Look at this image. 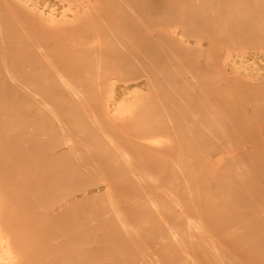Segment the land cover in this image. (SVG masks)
Wrapping results in <instances>:
<instances>
[{
  "label": "rangeland",
  "instance_id": "374dc122",
  "mask_svg": "<svg viewBox=\"0 0 264 264\" xmlns=\"http://www.w3.org/2000/svg\"><path fill=\"white\" fill-rule=\"evenodd\" d=\"M84 1L29 3L59 18L69 16L68 6L75 8ZM87 2L91 3L87 9L91 5L96 12L89 10L87 14L92 17L88 24L75 28L77 32L73 33L78 36L35 26L34 22L33 26L23 16H14L12 24H0L6 32L17 28L14 33H0V44L9 43L10 35L12 40L18 39L11 41L10 47L15 46L2 53L0 62L16 60L12 67L26 68L28 72L20 79L29 76L33 81L27 79V86L33 88H22L18 96L0 92V186L3 180L6 185L13 180L21 183L24 195L20 205L32 207L39 203L38 212L45 214L61 205V196L68 190L85 184L90 187L101 182L102 177L115 182L114 191L105 192L109 202H86L97 205L95 213L92 207L85 208L87 205L72 212L64 207L69 218L62 224L57 223L56 216L38 223V256L46 261L56 260L54 264H209L223 255L233 261L240 254H264V33L259 31L264 27V0ZM255 3L261 4L262 10L259 18L251 21L247 8ZM168 44L172 48L164 53L172 66L162 72L154 65L152 77L143 74L141 65L135 62L144 63L147 51L143 49L138 58L130 55L136 46L153 45L159 53L163 48L158 46ZM13 52L21 54L9 57L8 53ZM117 53L123 58L114 55ZM91 61L95 66L86 74L84 70H88L85 68L90 67ZM239 61L245 63V69L232 66V62L238 65ZM106 62H120L122 66L115 70L112 65L105 66ZM147 76L152 81V91L146 86L147 95L128 115L111 124L106 121L103 103L108 83L130 87ZM84 77L85 81L81 79ZM1 78L0 86H5L7 82ZM68 81L82 88L80 94L74 95L76 101L71 99ZM18 83L16 80L10 87ZM60 92L63 97L70 96L69 104L65 103L72 109L65 115L53 100ZM62 96L57 97L59 101ZM152 140L161 143H149V147L153 146L149 150L139 144ZM219 156L233 158L223 159L218 165L215 159ZM255 164L262 166L259 172ZM65 172H69V177L63 182L60 174ZM113 173L126 175L117 181ZM174 173L175 178L171 175ZM176 180L180 184L199 181V185L180 186ZM169 181L174 183L168 185ZM167 186L176 190L177 199L182 200L185 195L190 198L187 202L178 200L179 204H186L183 211L189 214V223L181 226L185 232L181 230L175 237L167 235L162 240L160 237L168 229L164 221L173 207L152 209L150 220L144 217L137 221L139 215L134 212L142 209L131 204L130 198L149 190L171 198ZM101 188L103 193L106 188ZM36 189L46 193L42 195ZM181 189H189L190 195L184 194L185 190L180 195ZM169 204L174 209L179 207ZM111 210L117 213L118 220L111 215L103 217ZM88 221L94 225L91 227ZM76 224L84 228L73 229ZM101 230H112L117 236L95 248L91 242L93 233ZM222 236L228 240L218 244L222 247L204 246L198 250L195 239Z\"/></svg>",
  "mask_w": 264,
  "mask_h": 264
},
{
  "label": "bare ground",
  "instance_id": "6f19581e",
  "mask_svg": "<svg viewBox=\"0 0 264 264\" xmlns=\"http://www.w3.org/2000/svg\"><path fill=\"white\" fill-rule=\"evenodd\" d=\"M87 1L88 0L82 2L81 6H78V7H75V8H73L71 6H68L67 10L70 12L69 16L67 17L66 15H62V17L58 18V17H53V15L50 14V13H46L45 14L41 9L37 8L34 5H31L29 3V0H0V24H12L13 21H15L14 19H15L16 16H20V17L23 16V17L28 18L29 19L28 23L33 25V26L35 24V26L39 25V26H42V27H48V28L54 29L58 33H64V32L67 33L69 31L72 34L73 32H75L74 30H76L78 28V26H80V25L83 26L84 24H88V22L90 21L89 18L92 17L91 15L87 14L89 10H91L92 13L96 12L95 8H91V5H90L91 9L90 8L87 9L89 7V4H91L90 2H87ZM261 6H262L261 4H257V3L248 5L247 10H248L249 13L247 14V16H249V18H250L248 20L254 21V20L259 18L260 14H261V10H262ZM85 9H87V10H85ZM3 18H8V20H3ZM33 22H34V24H32ZM90 26H89V28H90ZM104 26L102 25L101 27H104ZM6 30H8L7 31L8 33L17 32V28H14V27H12L10 29H6ZM249 30L255 31L256 29H249ZM79 31L84 32L83 30H79ZM259 31L261 33H264V27L260 28ZM2 32L7 33L4 29L0 28V33H2ZM75 33H73V34L77 35ZM81 34H83V33H81ZM83 35H85V34H83ZM98 35H101V33L98 34ZM20 36H22V35H20ZM28 37L30 38L31 36L29 35ZM69 37L70 36H68V38ZM71 37L73 38L72 40H75L74 39L75 36L71 35ZM71 37H70V39H71ZM81 37L80 38L77 37V38H79V40H80ZM172 37L175 38V39H180V38H176L174 36H172ZM1 38H3V37H1ZM11 38L12 37L10 35V40L12 42L13 41L14 42L18 41V39L12 40ZM18 38H21V37H18ZM7 39H9V36L7 37ZM166 39H169V38H166ZM11 41L9 43H6V44H4V43L0 44V56L7 49L10 50L11 48H13L15 46V45L13 46L11 44V46H13V47H10L9 44L11 43ZM50 43H51V40H50ZM55 43H56V41H55ZM158 47H162L163 51H160L159 53H156L155 51H157V50H154L155 48H157L156 46H153V45L152 46H146V45H144V46H136L130 52L131 56H135V57L138 58V57H140L139 55L143 54V52H141L143 49L145 51H147L146 52L147 59L145 61H143L144 63H141V62L139 63L138 60H136L135 62H136V65L137 64L141 65L142 70L145 72L143 74L147 73V74H149L148 76H150V77H152L155 74L153 72L155 70L153 68L154 65L156 66V68L159 69V71H162V72L163 71L165 72L166 70L170 69L171 66H172V64L169 61L166 60V55L167 54L164 53V52L170 50L172 48V46L170 44H168V45L158 46ZM123 49L125 50V48H123ZM92 53H93V51H92ZM118 53L114 54V55L118 56L119 55ZM120 53H121V51H120ZM20 54H21L20 52H17V53L13 52L11 54L8 53V56L13 58L15 56H19ZM90 54L88 53L87 55H90ZM126 54H128V53H125V55ZM92 55L93 54H91V56ZM70 56H72V54ZM84 56H86L85 53H84ZM92 57H94V55ZM118 57H120V58L122 57L123 58L122 55L121 56L119 55ZM126 57H128V56L126 55ZM153 58H156V60H158V61L154 62ZM118 60H120V59L118 58ZM15 61L16 60H14V61H8L7 60V61L0 62V65L5 66V67H1L0 68V78L3 77L1 79L5 80L7 82L5 84V86L4 85L0 86V92H1L2 95H4V94L8 95L11 92V93L14 94V96H18L19 95L18 92H22L23 91L22 88L24 90H28V89H32L33 88V87L30 88V86L29 87L27 86V85L30 84V82H28V81L29 80L32 81V78H28L29 76L28 77L24 76L23 79H20L21 76L23 77V75H26V73H28V72H27L26 68L20 70V68L16 67L14 69L12 67L13 66L12 64H14ZM121 62H123V61L121 60ZM93 63H94L93 61L88 63V64H91L92 66L89 65L90 67L85 68V69H88V70H84V72L86 74H89V71L95 66ZM105 64H106L105 66L112 65V68H114L115 70L116 69L120 70L119 67L122 66V64L120 62H118V63L117 62L116 63L115 62H111V63L106 62ZM244 64L245 63H243V61H239L238 65L235 64V62H232V66H234V68L245 69L246 66ZM145 69H147V70H145ZM58 71H59V69H58ZM60 71L62 72V70H60ZM254 71L257 72V69H254ZM54 72H56V71H54ZM148 76L146 77L147 79L145 78L142 81L141 80H136L137 77L133 78L136 81L134 82L135 84L130 86V87H128V85L126 86L125 83L123 85H116L114 82H112L110 84L108 83L107 92H106V98L107 99H105V103H103L104 110H105L104 117L106 118V121L108 120V122L111 124V123L116 122L117 119L123 118L124 116L128 115L131 112V108L132 107H136L138 105V103L141 102L142 99L145 98V96L147 95V93L145 92L146 91L145 90L146 86H148L150 88V90L152 91L151 85L149 84V82L151 83L152 81H149L150 79L148 78ZM70 78L72 79V77H70ZM27 79H29V80L27 81ZM51 79L53 80V76H52ZM81 79H83L85 81V77L81 78ZM16 80H18L19 83L14 88L10 87V85L12 83L13 84L16 83ZM21 80H22V82L20 83ZM54 81H55V79H54ZM125 81L126 80H124V82ZM70 83H72V82H69L67 84V86H68L69 91H71L70 92L71 99L74 100L76 98V96L78 94H80V91H81L82 88L80 89L79 85H74V84H70ZM78 84H80V82H78ZM87 87L90 88L89 86H87ZM141 87H143V89ZM62 90H63V88H62ZM62 94H63V92H62ZM124 94H126V95L124 96ZM74 95H76V96H74ZM108 95L110 96L109 98H108ZM60 96H62L61 92H60V95L56 96V99H53L55 96L51 95L50 97H53L52 99L56 100V101H54V103L55 102L58 103L56 105H59V111L63 115H65L67 112H69L72 109V107H70V105L68 106L66 104V103H68L70 101V96L68 98H67V96L66 97L64 96L66 98V100L64 99V101L62 100V98H64L62 96L61 100L59 101L57 97H60ZM1 99H3V98H0V100ZM40 99H44V98L42 97ZM67 99H69V100H67ZM49 101H50V99H49ZM74 101H76V100H74ZM74 101H73V103H74ZM1 104L3 105L5 103L1 102ZM37 104L40 105V104H44V103L42 101H37ZM109 105L110 106L112 105L111 110L109 109ZM81 134H83V133H81ZM81 134H79V135H81ZM198 141L200 142V139H198ZM149 143L150 144H157V143H161V142H157L156 140H152L150 142L149 141L148 142H146V141H140L139 142V144L145 150H149V148L153 147L151 145L149 147L148 146ZM143 145H145V146H143ZM3 150H4V148H3ZM232 158L233 157L219 156V157H216L215 163H217L218 165L219 164L221 165V163L223 162L222 161L223 159L224 160L227 159V161H228V160H232ZM255 166L257 167L256 171H258V172L262 168V166L258 165V164H255ZM68 169H69V167H68ZM72 169L73 168H70V170H72ZM175 174L176 173L171 174L172 176L174 175L173 178H175ZM125 175H126V173H113V176L115 177V179L117 181L122 179ZM130 175L145 176L144 173H142V174L130 173ZM171 175H170V177H171ZM60 176L63 179L62 180L63 182L67 181V178L69 177V172L62 173V174H60ZM113 176H111V177H113ZM105 177H109V176H105ZM7 180H8V178H7ZM168 180H169V178L167 179V183H168ZM0 182H1V180H0ZM16 182H14V180H13V182H11V183L7 182V185H6L5 180H3V183H2L3 185L0 186V264H54L56 260H54V261H51V260L50 261H46L45 259L41 258V256H38L39 253H36V250L39 249V246H38V244L36 242V235H37L36 225L38 223H40V222H44V223L47 222L53 216H56L59 219L57 223L62 224L66 219L69 218L68 217L69 216L68 215V211L64 212V207L65 208H70L71 209L70 212H72L78 206L81 207V206H86L87 205L85 208L90 206V207H92L91 210L95 213L97 211V209H96L97 205H92V204H89V203H86V202H88V201L94 202L95 200H98L101 203L109 202L110 200L107 201V198L109 196L108 194H110V193H112L114 191L113 188L115 186V182H112L110 180V177L109 178L102 177L101 182H98V183H95L93 185H90V187H87V186L85 187V185H86L85 184L80 189L78 188V189H75V190H68L67 193H64L61 196V198L64 196L62 198V200L60 201L61 205H58L56 207L55 211L53 209H51V210L47 211L45 214H43V213L38 212L39 203H36L37 205H33L32 207L31 206H27V204H22V203L20 205V200H21V198H23V195H24V188L21 186V183L17 184ZM171 182L168 185H170ZM176 182L177 183L179 182L180 186L181 185L182 186H189L190 185V187H192L191 185H193V183H195V182H192V181L191 182L190 181H184L183 184H180V181H178V180H176ZM189 182L192 183V184H190ZM172 183H174V182H172ZM4 184H5V187L3 188ZM195 184L199 185V181L197 183H195ZM12 185L14 187H12ZM73 185H74V183H73ZM8 186H10V188ZM103 186H105L106 190H104L103 193H100V190L102 189L101 187H103ZM116 186H117V184H116ZM76 187H78V186L76 185L74 188H76ZM71 189H72V187H71ZM168 190H170L169 195H172V197L171 198H167V199L163 198V192H159L157 190L156 191L155 190L154 191L149 190V192H143L142 196L141 195H138V196L134 195L133 197L130 198L131 204H133L135 207H138L137 205H140V208L142 209V210H138L139 212H134L135 213L134 215H139L136 218L137 221L140 220V218H144V217L149 218L148 215H149V213L152 212V209H160V208H163V207H165V208H172L173 207V209L170 211V214L167 215V221L166 220L164 221L165 224L168 225V229H167V231L165 233L166 235L163 236V237H160L162 240H164V239L166 240L167 237L168 238L175 237L181 230H183V232H185V229L184 228L181 229V226L184 225L185 223H189V220H187L189 214L188 213L186 214L183 211V209L185 208L184 206H186V204L185 203H184V205H183V203L179 204V201L181 199L180 198L177 199L176 190H172V189H170V187H168ZM168 190H166V191H168ZM184 190L187 191V192H184ZM188 190L189 189H181V193L180 192H178V193H180V195L182 194V192H184V194L185 193L189 194ZM35 191H38L39 193H42V195L46 193L44 189H36ZM92 191H96V192L95 193L94 192L91 193ZM105 192L106 193L109 192V193L106 194ZM150 194L156 195V198L149 197ZM184 194H183V196H184ZM186 197H188V196L185 195V197H182L183 199L180 202H183V201L187 202L190 198H186ZM144 201H146V203H145L146 205H144ZM152 201H159L161 204L157 205L156 203H153ZM166 202H167V204L165 205L164 203H166ZM169 202H173L175 205H178L180 207V209H179V207H178L179 210L178 209H174V206L170 205ZM145 208H147L148 210L145 209ZM110 215L112 216V218L115 221L118 220L119 216L117 215V213L114 210L107 211V212L103 213V217H105V218L106 217H110ZM154 215L156 217L160 216L159 214H154ZM18 216H21L22 220H19ZM149 220H150V218H149ZM88 222H89V225H91V227L94 225L92 223V221H88ZM196 223H197L196 221L193 222V224H196ZM82 228H84V227L80 226L79 224H76L73 227V229H75V230L77 229V231L79 229H82ZM102 231L103 230H101L99 233H97L98 231L93 233V237H92L91 242L93 243L92 245L95 248L100 245V242L106 241V242L109 243L110 240H113L117 236V233L112 231V230H108L106 232L103 231V233H102ZM195 231L197 232L198 230H194V232ZM222 232H223V230H222ZM228 234H233V231H228ZM225 237L226 236H222L219 239L197 238L196 237L197 239H195V241H197V244L199 245L198 250L203 249L204 246H206L207 248H217V247H222V246H219L218 244L223 245L225 242L228 241L227 238H225ZM206 241H207V243H206ZM253 247H256V246H253ZM103 248H104V246H103ZM239 256L240 257L238 259H236V260L234 259L233 261H230V260H226L227 256L225 257V255H223V256L211 261V263H209V264H227V263H230V264H264V254H257V255L240 254ZM57 262H60V261H57ZM63 263H64V261L61 262V264H63ZM66 264H79V262L68 261ZM111 264H114V263H111ZM185 264H187V263H185Z\"/></svg>",
  "mask_w": 264,
  "mask_h": 264
}]
</instances>
